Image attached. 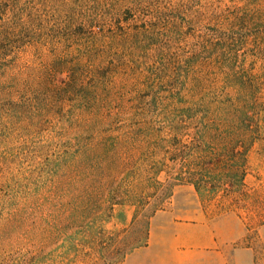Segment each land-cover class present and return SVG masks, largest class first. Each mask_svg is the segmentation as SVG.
Masks as SVG:
<instances>
[{
    "label": "rangeland",
    "instance_id": "374dc122",
    "mask_svg": "<svg viewBox=\"0 0 264 264\" xmlns=\"http://www.w3.org/2000/svg\"><path fill=\"white\" fill-rule=\"evenodd\" d=\"M14 2L0 264H121L156 213L197 209L237 218L264 264V0ZM239 93L253 118L217 137L207 104ZM194 96L203 107L181 115Z\"/></svg>",
    "mask_w": 264,
    "mask_h": 264
},
{
    "label": "crops",
    "instance_id": "0c3cea01",
    "mask_svg": "<svg viewBox=\"0 0 264 264\" xmlns=\"http://www.w3.org/2000/svg\"><path fill=\"white\" fill-rule=\"evenodd\" d=\"M193 213H156L146 243L129 251L121 264H263L255 249L238 243L246 229L237 218L230 222L229 217H208L199 209Z\"/></svg>",
    "mask_w": 264,
    "mask_h": 264
},
{
    "label": "trees",
    "instance_id": "16d2710c",
    "mask_svg": "<svg viewBox=\"0 0 264 264\" xmlns=\"http://www.w3.org/2000/svg\"><path fill=\"white\" fill-rule=\"evenodd\" d=\"M10 2H14V0H1L0 3V56L1 58H6V55H8L7 51V45L6 42H10L8 44V47H16L19 45H23L24 43V36H22V32H24V28L26 25V22H19L18 21V14L13 12L11 10V18H5L7 13L10 11V7H5L6 4H10ZM15 3V2H14ZM11 5V4H10ZM264 20V19H263ZM10 51V48H9ZM0 58V59H1ZM4 60H0V62H3ZM234 85L238 86V88H244L245 85L243 82L239 81H233ZM204 99V96L196 97L194 96L189 103H192V107L190 108H184L185 110L182 111L181 115H189L191 118L194 117V114H188V111H191V108L194 110V107L201 108L203 107V104L201 103ZM215 105V110L210 111V105ZM256 102L247 99V97L239 93L237 96H227L223 98L222 100L213 101L209 104H207V110L208 113L213 112V117H210L211 122L215 123H221L223 126L227 127L226 135L225 133L218 134L217 137H233L231 134V129L234 126L238 125H248L250 120L253 118L251 116L253 110L256 108ZM198 105V106H197ZM205 105V104H204ZM182 110V109H181ZM215 113V114H214ZM220 125V124H219ZM216 137V136H215ZM230 145V151L232 153H237L238 149L236 145H233L232 143H229ZM201 159H206L207 155H201ZM205 168V167H204ZM246 171V170H245ZM244 172V170H243ZM244 177V174H243ZM197 188H199V185L197 183H194Z\"/></svg>",
    "mask_w": 264,
    "mask_h": 264
}]
</instances>
